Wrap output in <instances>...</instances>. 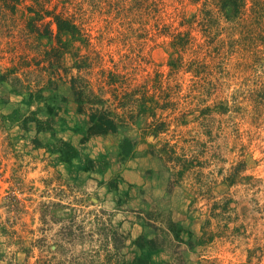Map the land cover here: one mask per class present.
<instances>
[{"label":"rangeland","instance_id":"obj_1","mask_svg":"<svg viewBox=\"0 0 264 264\" xmlns=\"http://www.w3.org/2000/svg\"><path fill=\"white\" fill-rule=\"evenodd\" d=\"M22 1L0 13V264H264V61L229 50L232 24L206 29L194 0H156L152 14L43 2L87 39L59 42L32 31L35 2ZM96 108L118 133L88 134ZM125 137L140 140L128 159Z\"/></svg>","mask_w":264,"mask_h":264},{"label":"trees","instance_id":"obj_2","mask_svg":"<svg viewBox=\"0 0 264 264\" xmlns=\"http://www.w3.org/2000/svg\"><path fill=\"white\" fill-rule=\"evenodd\" d=\"M34 6H27V11L29 13H34L36 16L29 18V25L32 26V31L37 33L39 38L49 37L51 39L58 38L59 42L62 39L63 34H70L76 40L81 39L84 42L87 39H83V34L81 27L76 24V22L70 18L65 17L60 13H54L49 10H45V4L50 0H33ZM128 0H115L116 9H121V11L128 10L130 13L139 11H144L146 14H152V11L158 12V4L156 0H135L134 3L126 8L121 5V2H126ZM22 0H0V13L6 16L7 11H10L13 15L18 12V6L22 4ZM44 2V3H43ZM195 4L202 3L203 8L201 9L203 17L199 23L210 29L213 25L219 26L220 19H224L226 22L232 24L234 30L238 31L240 38L231 39L227 46L229 50H234L237 47L241 48L242 52H252L256 62L264 61V1L260 0H194ZM111 5V4H110ZM145 5V6H143ZM151 10V11H150ZM46 13V14H45ZM47 17H51L50 20H45ZM197 15H194L192 22L194 23ZM56 26V30L54 28ZM44 27V32H41V28ZM235 35H233L234 37ZM191 38L190 33H178L174 36L171 42V47L174 49V54H180L181 51L185 50L190 44ZM220 45L216 47L217 54L221 53L223 47ZM65 46V43L63 42ZM67 49L59 50L52 47L47 51V55H52L53 58L59 59L67 53ZM171 64L175 66V61L172 60ZM176 67V66H175ZM50 83H54L50 80ZM262 90L259 91L258 96L261 101L260 104H264V85L261 87ZM85 89L83 88V91ZM75 92V91H74ZM75 96L78 94L79 101H82L83 92H75ZM135 93H131L133 96ZM96 103H92L94 107ZM142 105H146V101L142 102ZM160 106L157 103V107ZM160 106V108H164ZM92 107V110L94 108ZM83 108V107H82ZM84 109V108H83ZM81 109V111L83 110ZM150 109L154 112L155 108L149 107L144 110L145 113H151ZM123 127V123L116 120L115 116L109 114V110L106 108L99 109L96 108L95 112L90 115V127L88 130L89 135H107L109 133H118ZM163 127L165 125L163 122L158 124L156 127L149 126L147 130L144 131L145 137L156 139L161 133H163ZM140 144L139 139H131L125 137L120 145L121 156L125 159L130 158L136 152ZM161 157L167 156L169 161L176 160L174 158L175 151L173 148H168L167 146L161 151ZM185 168V167H184ZM247 169L246 161L241 162L239 167L236 169L235 173L240 174ZM175 182V181H174ZM228 204L225 209H228Z\"/></svg>","mask_w":264,"mask_h":264}]
</instances>
